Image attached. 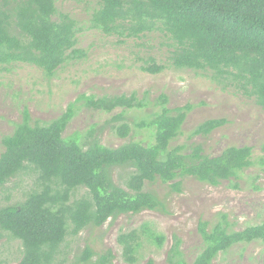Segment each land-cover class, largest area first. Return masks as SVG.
I'll return each instance as SVG.
<instances>
[{
	"label": "trees",
	"instance_id": "trees-1",
	"mask_svg": "<svg viewBox=\"0 0 264 264\" xmlns=\"http://www.w3.org/2000/svg\"><path fill=\"white\" fill-rule=\"evenodd\" d=\"M98 5L89 20L91 28L124 39L163 31L174 43L170 55L174 67L210 71L222 88L232 86L264 108V0H98ZM77 33L76 20L58 12L55 0H0L1 65H34L52 77L65 62L85 57L77 47ZM146 63L142 69L152 74L165 68L152 57ZM167 101L160 95L159 111L137 124L154 128L152 144L129 141L117 147L103 145L93 128L85 137L78 132L63 134L74 116L75 102L107 113L146 107L145 98L135 92L98 98L80 94L44 124L33 121L24 108L14 131L1 138L0 153V190L20 175L34 177L24 199L0 205V242L5 237L21 242L16 264H62L61 246L83 229L101 227L122 214L165 212L157 193L145 189L146 182L160 180L178 193L182 178L188 176L211 186L228 181L232 188L239 187L241 174L253 165L252 148L229 146L214 157L204 155L201 145L189 154L182 145L170 148L193 105L169 108ZM109 122H121L111 128L120 137L129 136L131 127L123 112ZM225 122L207 119L190 136L208 135ZM219 215L213 224L199 221L205 245L191 264H212L220 252L236 244L264 243V221L233 230L227 215ZM174 238L168 264H184L180 240ZM143 239L160 247L165 236L147 223L117 236L125 262L138 261ZM94 256L93 264H113L111 249L97 254L88 246L77 264ZM144 264L155 262L148 259Z\"/></svg>",
	"mask_w": 264,
	"mask_h": 264
},
{
	"label": "rangeland",
	"instance_id": "rangeland-1",
	"mask_svg": "<svg viewBox=\"0 0 264 264\" xmlns=\"http://www.w3.org/2000/svg\"><path fill=\"white\" fill-rule=\"evenodd\" d=\"M55 5L58 12L67 13L76 20L77 47L85 51V57L65 62L52 77H47L34 65L0 64V153L3 151L1 138L14 131L24 108L28 109L33 121L44 124L59 116L80 94L98 98L135 92L139 98H145L146 107L118 108L107 113L75 102L74 116L63 135L78 132L85 137L93 128L95 136L107 147L129 141L152 144L154 128L137 124L148 122L152 114L159 111L157 99L164 94L169 108L187 103L193 105L170 148L182 145L184 153L189 154L195 146L201 145L204 155L214 157L229 146H249L253 160V165L238 179V188H232L228 181L211 186L191 176L182 178L180 193L172 191L168 183L160 180L146 182L145 189L157 193L165 204V212L145 210L138 214H122L114 221L108 219L101 227L83 229L77 236L68 237L61 246L62 264H77V258L87 246L97 254L111 249L113 264H130L123 260L117 236L139 228L143 223L163 234L165 240L158 247L143 239L135 264H144L148 259H153L155 264H168L167 254L175 242L174 237L180 240L182 261L191 264L205 245L198 231L200 220L213 224L220 219V213H225L233 230L262 223L264 108L232 86L222 88L211 78L210 71L174 67L170 61L174 43L163 31L126 39L106 35L91 28L89 23L91 14L99 7L98 0H55ZM149 57L164 65V70L156 74L144 71L142 67L147 65ZM121 112L124 122L131 127L125 138L111 128L121 122H109L112 116ZM212 118H223L226 122L208 135L190 136L198 124ZM33 181L34 177L29 175L13 178L5 189L0 190V205L24 199L33 187ZM21 255L19 240L9 237L1 240L0 264H16ZM95 259L96 256L79 264H93ZM212 264H264V243L236 244L220 252Z\"/></svg>",
	"mask_w": 264,
	"mask_h": 264
}]
</instances>
